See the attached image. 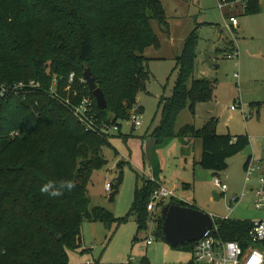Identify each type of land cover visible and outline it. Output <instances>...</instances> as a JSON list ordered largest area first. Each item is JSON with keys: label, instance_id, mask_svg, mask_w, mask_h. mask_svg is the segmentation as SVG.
I'll return each instance as SVG.
<instances>
[{"label": "trees", "instance_id": "trees-1", "mask_svg": "<svg viewBox=\"0 0 264 264\" xmlns=\"http://www.w3.org/2000/svg\"><path fill=\"white\" fill-rule=\"evenodd\" d=\"M242 2L247 15L264 11V0ZM153 21L169 31L163 0H0V86L41 83L28 94L2 96L0 88V264H72L70 250L80 246L85 220H102L107 226L120 220L104 208L92 207L89 189L94 172L107 163L104 147L114 134L88 129L73 106L91 97L98 124L119 125L121 132V121L131 120L139 94L151 80L145 51L160 46ZM199 41L194 30L177 58L178 78L172 95L160 101L161 119L152 134L158 149L175 138L185 144L201 140L198 163L219 176L251 140L247 134H219L216 118L202 128L191 124L177 128L185 109L195 113L198 104L214 95L216 82L195 77ZM229 49L230 54L239 53L234 42ZM87 67L105 93V110L85 82ZM68 99L72 103L67 106ZM160 173L158 162L155 175ZM49 180H72L76 187L53 198L39 191ZM121 180L122 173L118 184ZM117 187L110 196L113 200ZM157 187L149 181L136 190L127 218L138 216L139 231L149 228L148 203ZM171 203L196 207L175 197ZM165 205L161 202L160 211L154 212L159 214L156 234L163 239ZM215 221L220 238L248 246L250 220ZM194 246L195 242L174 247L193 252Z\"/></svg>", "mask_w": 264, "mask_h": 264}, {"label": "rangeland", "instance_id": "rangeland-1", "mask_svg": "<svg viewBox=\"0 0 264 264\" xmlns=\"http://www.w3.org/2000/svg\"><path fill=\"white\" fill-rule=\"evenodd\" d=\"M163 4L169 31L165 32L157 21H153L160 46H152L145 51L151 80L138 97L143 110L135 106L132 113H138L142 125L134 128L132 120H123L121 132L112 130L114 135L110 144L104 147L107 163L94 172L89 186L92 207L104 208L120 220H111L108 226L102 220H85L81 244L70 250L72 264H205L195 263L192 251L174 248L165 239L157 237L155 227L159 214L148 211L149 228L140 231L138 216L134 214L127 218L137 188L151 181L152 169L159 161L156 151L148 150L143 138L160 122V101L162 97L172 95L179 73L175 70L177 58L182 55L194 30L200 35L195 77L216 82L214 95L208 102L198 104L195 113L185 109L179 115L177 128L187 124L202 128L207 121L216 118L219 134H247L251 144L230 158L229 167L220 173L219 176L229 185L225 193L214 184V172L198 163L203 153L199 139L188 163L182 160L181 153L178 156L170 154V145L162 150V185L173 191L176 198L217 218H264L263 210L256 206L251 184H246L245 167L250 156L256 165L261 166V170L254 174L252 184L256 185L264 173V11L247 15L242 1L233 7L225 5L223 8H220L219 0H163ZM226 13L238 16L240 25L234 27ZM231 42L239 49L234 58L228 57L231 52L227 49L230 50ZM150 134L154 144V136L152 132ZM174 140L178 139H173V143L178 144ZM121 173L122 180L118 184ZM185 184L191 186L188 188ZM108 185L112 186L110 192L106 191ZM116 187L118 192L113 200L110 196ZM214 190L222 194L220 200L215 199ZM245 191L248 194L244 196ZM235 195L241 198V202H233ZM151 228L154 242L148 245Z\"/></svg>", "mask_w": 264, "mask_h": 264}, {"label": "built area", "instance_id": "built-area-1", "mask_svg": "<svg viewBox=\"0 0 264 264\" xmlns=\"http://www.w3.org/2000/svg\"><path fill=\"white\" fill-rule=\"evenodd\" d=\"M236 2H227L226 0L220 1V8H223L225 5L235 6ZM230 21L233 26L239 25L238 16H231ZM237 53H232L229 55V58H234ZM75 74L71 75V81L74 80ZM238 77V75H236ZM1 95L4 96L7 93L19 94L24 93L28 94L31 92H36L41 88V83L35 80L29 82H20L12 86H0ZM70 88V87H69ZM68 88V90H69ZM54 91V89H53ZM55 92V91H54ZM70 99L66 101V105H71ZM234 109L235 106H232ZM73 112L75 116L84 123L88 129L99 132V134H112L113 131H119L121 128L119 125H108L105 121L101 125L98 124V116L95 111L94 101L91 97H85L79 104L73 106ZM131 120L133 121L135 127L142 125L141 120L137 114H132ZM261 170L260 165H256L253 161V158L246 167V184L249 186L251 184V191L255 194L256 197V206L259 210L264 212V173L261 174L258 178V183L252 184L254 182V174ZM153 183H157L158 187L153 191L150 202L148 203V211L156 212L158 206L161 202L166 201L175 197L173 191L168 190L162 184H160L155 177H150ZM214 184L221 188L223 193L229 189V185L224 182L220 176H216L214 179ZM107 191L112 190V186L108 185L106 187ZM248 191H245L243 195H247ZM176 198V197H175ZM241 198L235 196L233 202H239ZM233 209V208H232ZM233 211V210H232ZM215 218L214 225L211 230H209L200 240L195 242L193 249V258L197 263L205 264H264V218L250 220L252 226L248 232L249 244L247 247L242 246L238 241L225 240L219 237V225L216 224ZM222 219H230L228 217H220ZM154 242V232L151 231L148 238L147 244H152Z\"/></svg>", "mask_w": 264, "mask_h": 264}, {"label": "water", "instance_id": "water-1", "mask_svg": "<svg viewBox=\"0 0 264 264\" xmlns=\"http://www.w3.org/2000/svg\"><path fill=\"white\" fill-rule=\"evenodd\" d=\"M84 77L99 108L107 109L105 93L98 86L91 67L86 68ZM213 194L216 200H220L221 194L217 190H214ZM162 217L165 240L173 246L200 240L214 225V219L210 213L197 207L181 206L177 203L165 205L162 209Z\"/></svg>", "mask_w": 264, "mask_h": 264}, {"label": "crops", "instance_id": "crops-1", "mask_svg": "<svg viewBox=\"0 0 264 264\" xmlns=\"http://www.w3.org/2000/svg\"><path fill=\"white\" fill-rule=\"evenodd\" d=\"M230 16H236V15H230ZM239 25H240V21H239ZM235 27V26H234ZM203 74V73H202ZM237 75V74H236ZM198 78H200V79H204V78H202V77H198ZM138 105V107H142V108H144L142 105H140L139 103L137 104ZM143 110V109H142ZM155 129V128H154ZM151 132H153V131H149V135L147 136H145L144 138H143V143H145V142H147V145H148V150H150V148H151V150L152 151H156V154L158 155V158H159V164H160V170H161V173H160V175L159 176H156L155 175V169H152V174H151V176H154L155 177V179H160L158 182L160 183V184H162V172H163V166H164V163H163V155H161V152H162V150L163 149H165L167 146H171L172 147V150H171V152H170V154H173L174 156H178L179 155V153H181V156H182V160H185V163H188L189 162V158L191 157V155H192V153H193V148H194V146L196 145V140H194V141H192V142H190L189 144H185L184 142H182L181 140H174V141H177L178 142V144H176V143H173V140H172V142L169 144V145H167L166 147H163V148H156V144H155V142H154V144L152 143V138L150 137V133ZM199 141V140H198ZM202 150H203V148H202ZM146 154V151H144V155ZM147 155V154H146ZM202 156V155H201ZM146 157V156H145ZM201 160V157H200V159H199V161ZM198 161V162H199ZM224 182H226V181H224ZM227 183V182H226ZM186 185V187H190L191 185L190 184H185ZM177 186V188H178V185H176ZM106 191H107V189H106ZM108 192V191H107ZM221 194V193H220ZM235 196H238V195H235ZM234 196V197H235ZM221 197H222V194H221ZM221 197H220V199H221ZM233 197V198H234ZM169 201L170 200H166V204H168L169 203ZM239 202H241V199L239 200ZM238 202V203H239ZM190 204V203H189ZM162 209H163V207H162ZM162 209H161V213H162ZM232 210H234V208L232 209ZM160 210L158 209L156 212L158 213ZM154 227H155V224H154ZM155 229H157V226L155 227ZM154 229V230H155ZM150 231H153V229L151 228V230ZM154 232V231H153ZM170 246H172V247H174L173 245H170ZM175 248V247H174ZM195 262V261H194ZM196 263V262H195Z\"/></svg>", "mask_w": 264, "mask_h": 264}, {"label": "clouds", "instance_id": "clouds-1", "mask_svg": "<svg viewBox=\"0 0 264 264\" xmlns=\"http://www.w3.org/2000/svg\"><path fill=\"white\" fill-rule=\"evenodd\" d=\"M75 187V182L72 180H49L39 188V191L42 194L56 198L62 196L65 192L73 191Z\"/></svg>", "mask_w": 264, "mask_h": 264}]
</instances>
